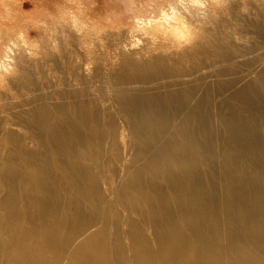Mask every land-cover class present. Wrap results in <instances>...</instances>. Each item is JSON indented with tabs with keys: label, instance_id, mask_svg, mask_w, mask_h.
<instances>
[{
	"label": "bare ground",
	"instance_id": "bare-ground-1",
	"mask_svg": "<svg viewBox=\"0 0 264 264\" xmlns=\"http://www.w3.org/2000/svg\"><path fill=\"white\" fill-rule=\"evenodd\" d=\"M205 38L0 86V264H264V44Z\"/></svg>",
	"mask_w": 264,
	"mask_h": 264
},
{
	"label": "rangeland",
	"instance_id": "rangeland-1",
	"mask_svg": "<svg viewBox=\"0 0 264 264\" xmlns=\"http://www.w3.org/2000/svg\"><path fill=\"white\" fill-rule=\"evenodd\" d=\"M261 6L264 0H0V86H11L23 66L59 87L57 82L70 76L71 60L82 65L93 56L103 66L102 78L90 79L92 72L88 85L97 92L100 87L109 90V58L115 51L147 49L149 56L177 50L203 31L214 47L228 49L236 43L245 51L252 45L261 51L264 31L255 27L264 23ZM246 56L247 61L257 58L250 52ZM88 66L94 69L92 63ZM234 74H246L247 80L255 75L247 65Z\"/></svg>",
	"mask_w": 264,
	"mask_h": 264
}]
</instances>
